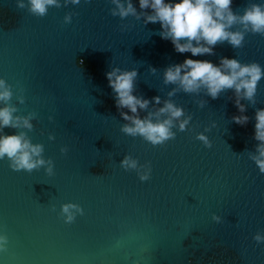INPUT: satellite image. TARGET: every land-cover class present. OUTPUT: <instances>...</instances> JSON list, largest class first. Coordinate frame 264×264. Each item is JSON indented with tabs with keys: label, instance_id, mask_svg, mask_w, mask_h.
Instances as JSON below:
<instances>
[{
	"label": "water",
	"instance_id": "95a60500",
	"mask_svg": "<svg viewBox=\"0 0 264 264\" xmlns=\"http://www.w3.org/2000/svg\"><path fill=\"white\" fill-rule=\"evenodd\" d=\"M131 3L135 13L121 16L116 0H57L43 14L31 0H0V80L11 92L0 108L31 124L0 135L23 133L45 161L28 170L0 158V264H264L255 136L264 76L251 99L166 82V70L192 54L162 38L160 22L146 20L150 8ZM253 5L264 0L231 8L243 16ZM229 31L243 33L239 46L220 41L192 58L264 70V32L240 22ZM114 70L137 73L133 94L150 101L146 108L117 107ZM166 102L183 109L173 135L153 143L124 131L133 124L122 113L161 122L170 118L160 112Z\"/></svg>",
	"mask_w": 264,
	"mask_h": 264
},
{
	"label": "clouds",
	"instance_id": "9594fccd",
	"mask_svg": "<svg viewBox=\"0 0 264 264\" xmlns=\"http://www.w3.org/2000/svg\"><path fill=\"white\" fill-rule=\"evenodd\" d=\"M233 0H140L142 9H151L152 14L146 17L147 21L160 22L163 31L161 36L170 39L175 50L184 53L191 52L192 57L212 54V46L217 42L228 40L234 46H239L243 40V33L229 31V28L237 22L247 27L252 26L253 31L264 32V6L253 5L247 9L243 16H237L231 8ZM57 3V0H31L32 11L43 14L46 6ZM119 14L126 16L135 13L131 0L127 7L120 0H116ZM195 41V44L193 43ZM203 42V43H202ZM186 57L182 63L170 66L165 72V81L179 83L185 91H195L201 86L207 88L208 93L213 97L224 89L234 88L236 93L243 92L244 98L251 99L256 92L257 83L264 76L259 64L242 65L234 58L224 57L219 65L210 60L193 59ZM135 71L119 72L114 70L107 74L110 86L117 94V107H126L135 114L139 109L146 108L149 100L133 94ZM11 96L8 86L0 80V100H7ZM157 103L159 97L154 98ZM241 112L245 110L240 104L239 98L236 101ZM14 108L5 106L0 108V132L6 126L31 127L29 118L14 117ZM160 112H167L170 118L154 123L151 119H141L138 115L122 113L125 119L131 120L133 126H125L124 131L141 134L153 143H158L173 135L170 131L172 118L182 115L183 109L176 107L171 102H166ZM237 123L247 122V116H236L233 118ZM186 121L181 123L184 127ZM256 139L261 141L259 156L264 157V109L256 113L255 125ZM42 152L41 145H32L25 135L12 134L0 135V158L7 155L13 162V167L25 168L28 170L44 164L39 157ZM257 163L264 170V159L257 158ZM126 166H136V162L126 159ZM74 205H67L65 212ZM68 219H72L69 214ZM260 239L259 236L256 237ZM2 239V238H0Z\"/></svg>",
	"mask_w": 264,
	"mask_h": 264
}]
</instances>
